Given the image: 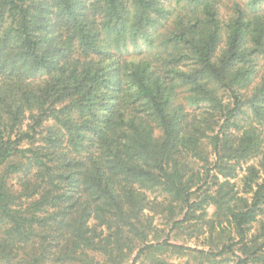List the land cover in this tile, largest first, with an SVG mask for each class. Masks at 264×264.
<instances>
[{
	"label": "trees",
	"instance_id": "obj_1",
	"mask_svg": "<svg viewBox=\"0 0 264 264\" xmlns=\"http://www.w3.org/2000/svg\"><path fill=\"white\" fill-rule=\"evenodd\" d=\"M263 214L264 0H0V264H264Z\"/></svg>",
	"mask_w": 264,
	"mask_h": 264
},
{
	"label": "rangeland",
	"instance_id": "obj_2",
	"mask_svg": "<svg viewBox=\"0 0 264 264\" xmlns=\"http://www.w3.org/2000/svg\"><path fill=\"white\" fill-rule=\"evenodd\" d=\"M11 183H13L14 185L17 183L16 179L12 180ZM17 187V186H15ZM210 215L213 214V209L209 210ZM156 223L159 225V227L161 228H165L167 230V232L169 231V227L165 224L164 220L162 218H157ZM264 224V214L262 216L259 217L258 222L253 224L252 227V234L256 235L260 228L261 225ZM175 234H172L170 237V241L172 243L178 244V245H183L186 247H190L193 249H198V250H208L207 245H204L203 240H194V239H187L186 235H181L178 234V236H174ZM195 254H193L192 252H189L188 255L186 256H180L177 254H172L170 252H157L156 257L157 258H161L166 260L168 263L171 264H199L200 263V257L196 258L194 256ZM233 259V258H231ZM154 261V260H153ZM204 263L205 264H209L207 259H204ZM144 264H150V260H146L144 262ZM229 264H233V262H230Z\"/></svg>",
	"mask_w": 264,
	"mask_h": 264
}]
</instances>
